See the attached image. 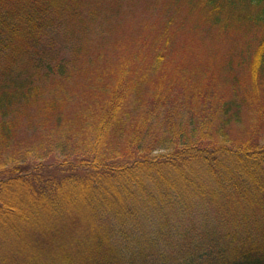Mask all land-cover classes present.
I'll return each instance as SVG.
<instances>
[{"label":"trees","instance_id":"16d2710c","mask_svg":"<svg viewBox=\"0 0 264 264\" xmlns=\"http://www.w3.org/2000/svg\"><path fill=\"white\" fill-rule=\"evenodd\" d=\"M123 2L0 0V264H264V140L227 138L264 88V0L172 1L176 17L242 47L249 91L221 104L208 133L182 108L164 112L156 130L158 107L129 121L127 102L111 97L91 108L99 136L85 150L2 163L25 117L70 121L74 68L48 35Z\"/></svg>","mask_w":264,"mask_h":264},{"label":"rangeland","instance_id":"374dc122","mask_svg":"<svg viewBox=\"0 0 264 264\" xmlns=\"http://www.w3.org/2000/svg\"><path fill=\"white\" fill-rule=\"evenodd\" d=\"M172 1L124 0L116 12L107 10L103 3L93 19L84 14L85 22L77 19L57 38L48 35L62 60H68L70 69L74 68L65 89L69 100L63 106L64 116L70 121L68 126L52 128L35 120V116L25 117L17 125L2 163L21 164L28 157H46L42 161L51 162L62 159L75 147L84 149L82 145L92 144L99 136L100 123L91 108L111 97H122L127 111L136 116L127 119H136L137 123L158 107L154 130L164 112H178L180 108L187 112L186 122L191 116L207 121L209 126L201 125L207 133L218 125L221 104L249 91L238 64L242 47L232 38L208 33L197 19L188 16L192 22H185L182 14L176 17ZM182 13L186 16L185 10ZM147 66H155L158 71L148 74ZM159 96L163 101L154 102ZM248 100V111L242 121L227 127V138L263 144L264 88L257 99ZM78 112L86 114L77 123L74 117ZM31 113L35 115L36 109ZM142 113L145 115L140 117Z\"/></svg>","mask_w":264,"mask_h":264}]
</instances>
